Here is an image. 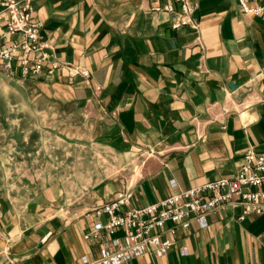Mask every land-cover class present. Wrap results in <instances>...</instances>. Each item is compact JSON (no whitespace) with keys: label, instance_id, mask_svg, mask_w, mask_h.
<instances>
[{"label":"crops","instance_id":"obj_1","mask_svg":"<svg viewBox=\"0 0 264 264\" xmlns=\"http://www.w3.org/2000/svg\"><path fill=\"white\" fill-rule=\"evenodd\" d=\"M170 3L32 1L61 67L22 77L0 66L29 89L19 123L0 119V264L90 262L86 214L117 193L145 207L233 177L248 150L264 156V14L192 0L199 27L174 30L173 15L154 11ZM240 213L213 211L205 228H178L167 254L121 264H264V212Z\"/></svg>","mask_w":264,"mask_h":264},{"label":"built area","instance_id":"obj_2","mask_svg":"<svg viewBox=\"0 0 264 264\" xmlns=\"http://www.w3.org/2000/svg\"><path fill=\"white\" fill-rule=\"evenodd\" d=\"M32 1L0 0V66L11 75L15 68L22 77L36 76L43 71L51 75L61 67L50 60V45L40 40V24L33 19ZM235 1L244 14L256 17L264 14L261 0ZM154 11L173 15L171 28L174 30L199 27L192 0H172L166 6L155 7ZM66 69L69 78L89 77V72L80 67L66 65ZM131 201L132 193L124 190L86 214L95 221L82 238L97 242L99 252L97 258L83 264H121L149 252L165 255L175 245L178 228L185 230L191 223L205 228L206 216L213 211L240 207L239 220L262 214L264 156L248 150L233 177L176 191L145 207H129ZM168 223L171 226L166 228Z\"/></svg>","mask_w":264,"mask_h":264},{"label":"rangeland","instance_id":"obj_3","mask_svg":"<svg viewBox=\"0 0 264 264\" xmlns=\"http://www.w3.org/2000/svg\"><path fill=\"white\" fill-rule=\"evenodd\" d=\"M28 90L27 86L19 80L12 81L9 80V77L6 75L0 76V119H8L5 123L9 121L10 123H19V119L22 118L24 107H28L23 99V94ZM11 109H13L14 112H10ZM15 166L21 170L24 169V165L22 164ZM27 166H25L26 169ZM31 166L33 169L36 168L35 164Z\"/></svg>","mask_w":264,"mask_h":264}]
</instances>
